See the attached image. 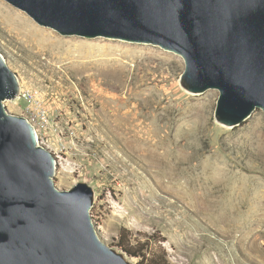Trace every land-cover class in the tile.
<instances>
[{"label": "rangeland", "instance_id": "1", "mask_svg": "<svg viewBox=\"0 0 264 264\" xmlns=\"http://www.w3.org/2000/svg\"><path fill=\"white\" fill-rule=\"evenodd\" d=\"M0 52L20 82L6 107L26 118L46 110L47 126L35 128L56 158V186L93 188L92 221L127 262L141 264L117 246L122 228L133 243L154 235L152 248H164L168 264H264L262 109L241 125H223L215 116L219 90H188L181 55L148 43L64 36L6 0ZM147 102L166 117L152 129L165 137L158 151L171 150L169 175L166 161L140 150L141 138L156 139L149 128L128 121L126 112ZM170 175L178 181L168 183Z\"/></svg>", "mask_w": 264, "mask_h": 264}, {"label": "water", "instance_id": "2", "mask_svg": "<svg viewBox=\"0 0 264 264\" xmlns=\"http://www.w3.org/2000/svg\"><path fill=\"white\" fill-rule=\"evenodd\" d=\"M64 36L159 45L185 61L182 84L220 92L215 116L236 127L264 111V0H6ZM20 82L0 52V264H130L92 221L87 183L56 186V158L5 102Z\"/></svg>", "mask_w": 264, "mask_h": 264}, {"label": "bare ground", "instance_id": "3", "mask_svg": "<svg viewBox=\"0 0 264 264\" xmlns=\"http://www.w3.org/2000/svg\"><path fill=\"white\" fill-rule=\"evenodd\" d=\"M24 20V19H23ZM19 34L21 35H24L25 37H27V38H30L32 35L30 34V33H26V32H22V31H20L19 32ZM47 44H45V45H43V46H46ZM151 81V80H150ZM112 86V85H111ZM130 99L131 98H127L126 100H125V102L128 104V101H130ZM147 101V100H146ZM141 106V105H140ZM140 106H138V107H136V110H133V109H131V110H129V111H127L126 112V114H127V116H130L129 118H130V120H128V121H131L132 123H133V125L135 126V127H138V126H141V127H148L149 129V132H148V134L150 135V136H152L153 138H156L155 140L154 139H150V138H148V140H146L145 138H141L142 139V141L144 140V142H143V145L141 146V148H140V150L141 151H143V150H147V152H148V154H150L149 156H150V159H151V161H156V160H161V161H166L167 162V166H166V173L168 174H170L171 173V170H172V167L173 166H168L169 164H168V160H169V162H170V159L169 158H167V156H170L171 155V150H169L168 148H164V150L163 151H161V152H159L158 151V149L160 148V145L162 144V143H164V144H166L165 143V137L164 136H162L161 137V139L159 140L157 137H156V131L155 130H153L152 128H155V127H160V128H163L165 125H166V122H165V118H164V115L163 114H161L160 115V113H157L155 110H156V106L155 107H153V105L150 103V102H147V103H145V107H140ZM148 107V111L147 112H145L144 111V109H146ZM143 108V109H142ZM120 116V115H119ZM124 118H125V116H124ZM119 119V118H118ZM164 122V123H163ZM157 129V128H156ZM146 132V131H145ZM160 136V135H159ZM164 146V145H163ZM153 148V149H152ZM139 149V148H138ZM154 149H155V151H154ZM196 153V152H195ZM146 156V155H145ZM147 157V156H146ZM147 159V158H146ZM149 159V160H150ZM168 159V160H167ZM172 160V159H171ZM211 161V160H210ZM151 163V162H150ZM173 163V162H172ZM162 164V163H161ZM166 164V163H165ZM151 166V165H150ZM156 166V165H155ZM154 167V166H153ZM155 168V167H154ZM158 168V167H157ZM161 168V167H160ZM163 170V169H162ZM174 170H175V168H174ZM173 171V170H172ZM149 172V171H148ZM168 174V175H169ZM174 174H175V172H174ZM173 174V175H174ZM172 175V174H171ZM168 176V183H173V182H177L178 181V177L176 178V176L175 177H173V176ZM178 175V174H177ZM181 178V177H180ZM180 180H182V179H180ZM185 180H187V179H185ZM185 182V181H184ZM182 183V182H181ZM179 184V183H178ZM185 184V183H184ZM188 184V183H187ZM183 186H185V185H183ZM186 187V186H185ZM184 189H186V188H184ZM183 189V190H184ZM180 190V189H179ZM194 190V189H193ZM185 191V190H184ZM177 194V193H176ZM210 195V194H209ZM199 198V197H198ZM194 199V198H193ZM192 199V200H193ZM199 202H201V201H199ZM202 205V204H201ZM206 205V204H205ZM123 216V215H122Z\"/></svg>", "mask_w": 264, "mask_h": 264}, {"label": "trees", "instance_id": "4", "mask_svg": "<svg viewBox=\"0 0 264 264\" xmlns=\"http://www.w3.org/2000/svg\"><path fill=\"white\" fill-rule=\"evenodd\" d=\"M148 239L144 241L137 240L133 243L130 239V231L122 228L119 234L117 246L126 254L139 259L141 264H168L167 252L160 247L156 253L152 248L153 241H159L154 235L145 234Z\"/></svg>", "mask_w": 264, "mask_h": 264}, {"label": "built area", "instance_id": "5", "mask_svg": "<svg viewBox=\"0 0 264 264\" xmlns=\"http://www.w3.org/2000/svg\"><path fill=\"white\" fill-rule=\"evenodd\" d=\"M27 119L35 127L37 124L45 126V127L48 124V115H47L46 110L43 108H37L35 111L32 112L30 118L27 117Z\"/></svg>", "mask_w": 264, "mask_h": 264}]
</instances>
